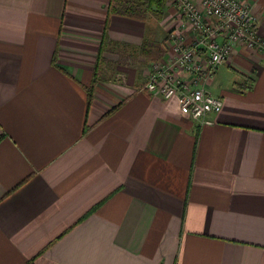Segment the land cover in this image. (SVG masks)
I'll list each match as a JSON object with an SVG mask.
<instances>
[{"label": "crops", "instance_id": "obj_1", "mask_svg": "<svg viewBox=\"0 0 264 264\" xmlns=\"http://www.w3.org/2000/svg\"><path fill=\"white\" fill-rule=\"evenodd\" d=\"M109 2L0 0V264H264V53L235 46L193 121L141 90L176 9Z\"/></svg>", "mask_w": 264, "mask_h": 264}, {"label": "built area", "instance_id": "obj_2", "mask_svg": "<svg viewBox=\"0 0 264 264\" xmlns=\"http://www.w3.org/2000/svg\"><path fill=\"white\" fill-rule=\"evenodd\" d=\"M179 25L161 43L163 57L151 63L142 91L164 100L176 98L193 121L209 123L220 99L206 85L234 52L235 46L264 53L258 18L243 0H167Z\"/></svg>", "mask_w": 264, "mask_h": 264}, {"label": "trees", "instance_id": "obj_3", "mask_svg": "<svg viewBox=\"0 0 264 264\" xmlns=\"http://www.w3.org/2000/svg\"><path fill=\"white\" fill-rule=\"evenodd\" d=\"M166 0H110L107 6L108 14L127 17L139 21H151L160 19L166 8ZM106 39V36L104 37ZM106 41V40H105ZM105 41L103 44H105ZM106 45V44H105ZM143 52L154 53L153 61L163 57V51L160 46L154 42L144 41L142 44ZM91 93L88 92V103Z\"/></svg>", "mask_w": 264, "mask_h": 264}, {"label": "rangeland", "instance_id": "obj_4", "mask_svg": "<svg viewBox=\"0 0 264 264\" xmlns=\"http://www.w3.org/2000/svg\"><path fill=\"white\" fill-rule=\"evenodd\" d=\"M170 5L171 6V4H169V2L166 0V3H165V5ZM177 13V12H176ZM179 25V22H178V24H177V26ZM209 83V82H208Z\"/></svg>", "mask_w": 264, "mask_h": 264}]
</instances>
